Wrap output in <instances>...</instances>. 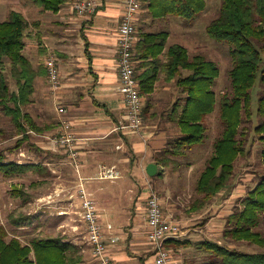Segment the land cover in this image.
<instances>
[{"label":"crops","instance_id":"0c3cea01","mask_svg":"<svg viewBox=\"0 0 264 264\" xmlns=\"http://www.w3.org/2000/svg\"><path fill=\"white\" fill-rule=\"evenodd\" d=\"M21 3L0 0V21L7 20L12 11L27 18L30 28L24 38L23 53L26 54L27 47L35 51V55L25 56L36 70L45 67L46 58L55 57L60 85L52 89L47 75L37 76L31 102L22 106V113L39 125L52 126L44 132L33 131L25 117L22 118L25 129L20 132L12 118L0 111V157L5 162L26 166L16 176L0 174V217L6 213L2 224H7L9 214L15 209L20 210L27 220L17 227L18 237L24 240L51 233L80 247L83 254L80 264H99L90 246L81 240L85 239V227L80 217L78 189L83 184L96 201L105 224L104 241L115 263L155 264L142 199L148 195L147 164H157V154L169 140L181 134L180 126L171 118L174 102L179 99L183 102L185 98L176 83L177 77L167 80L161 73L154 91L148 98L143 97L141 129L132 132L122 128L125 103L119 91L117 38L123 0H96L95 10L87 16L73 11L70 2L57 12L30 5L29 10H35L32 18ZM146 4L147 0H142L136 22V43L141 33L156 31L153 25L159 20H172L176 28L182 25L179 16L154 17ZM166 31L169 33L167 45L179 43L189 52L188 30L184 34L178 30ZM189 55L192 57L190 52ZM182 72L188 74L187 70ZM60 107L65 112H60ZM65 130L76 137L78 166L68 150L52 140ZM102 166L113 167L118 177L100 178ZM157 167L159 173L165 169L158 164ZM225 194L223 190L215 196V201L220 196L222 201H218V211L205 224V229L185 235L180 240L189 242L185 245L168 247L175 264L211 261L209 252L198 243L222 242L225 217L233 211H227L226 205L230 202L233 206L245 193L238 194L236 188ZM202 235L205 239H196ZM237 242L245 243L232 240L224 243L234 248Z\"/></svg>","mask_w":264,"mask_h":264},{"label":"trees","instance_id":"16d2710c","mask_svg":"<svg viewBox=\"0 0 264 264\" xmlns=\"http://www.w3.org/2000/svg\"><path fill=\"white\" fill-rule=\"evenodd\" d=\"M69 1L72 0H33L42 11L53 12ZM146 6L154 17L174 15L193 21L205 9L206 2L147 0ZM29 27L27 18L17 11H12L7 20L0 21V111L12 118L18 131L25 129L22 122L25 117L29 127L41 133L52 126H41L22 113V106L31 102L34 79L47 75L46 67L36 70L23 53ZM206 30L211 38L226 42L232 48V90L222 93L219 99L213 89L219 75L217 64L202 54L191 57L179 43L167 45L168 31L143 32L135 45L136 77L142 97L148 98L154 91L161 73L167 80L177 77L176 83L185 94L183 102L180 99L174 102L171 113V118L180 126L181 134L169 140L157 154L155 161L159 166H171L172 170L179 168L178 158L185 156L193 145L204 139V119L214 110L218 99L224 130L214 142L213 154L199 175L196 196L190 203L191 211L201 210L223 190L230 193L236 176V161L248 153L247 145L249 142L253 144L254 137L262 144L261 160L264 163V90L257 100L256 113L260 121L254 126L251 95L258 77L264 86V65L261 67L264 58V0H222L218 16L208 23ZM7 70L16 82V90L10 88ZM183 70L188 74L184 75ZM25 168L23 164L5 162L0 157V174L5 177L16 176ZM262 215L264 177L237 201L232 213L225 217L222 235L225 242L244 241L258 245L261 251L246 252L226 243L203 240L198 244L212 257L206 264H264V234L255 229ZM8 219L7 225L14 229L23 226L27 220L17 209L9 214ZM14 233L0 224V264H80L83 261L80 247L59 236L38 235L21 240ZM186 243L189 242L168 239L165 246Z\"/></svg>","mask_w":264,"mask_h":264},{"label":"rangeland","instance_id":"374dc122","mask_svg":"<svg viewBox=\"0 0 264 264\" xmlns=\"http://www.w3.org/2000/svg\"><path fill=\"white\" fill-rule=\"evenodd\" d=\"M20 2H22V8L26 10L29 17H35V10L34 12L29 10L30 5L32 6V8H36V5L32 2V0H20ZM69 2L71 3V1ZM205 2V9L195 20L188 21L182 17H179L182 20V25H177L178 28H176L172 24V20H159L153 25V29H155L156 31L170 30L171 32L178 30L182 31L183 34L186 30H188L187 43H189L188 47L190 54L192 56L202 54L209 60L216 63L219 68V75L216 77L213 85V89L217 94V98L219 99V96L222 93L230 92L232 90V83L230 78V70L232 68V59L230 52L232 48L226 42L216 41L211 38L206 30L208 23L218 16L222 0H205ZM25 52V55L27 57H29L28 55H35V51L32 48L29 49L27 47L25 49ZM263 65L264 58L263 62L261 63V67ZM6 75L11 90H16V82L9 75L8 70L6 71ZM263 90L264 86L260 80V77H258L256 84L251 91L252 108L254 111L252 126L256 125L260 121L256 110L257 100L262 94ZM218 99L214 110L209 113L204 119V123L206 126L204 139L200 143L193 145L192 148L188 150L185 156L178 158L180 163L179 168L172 170L171 166L165 167V169L160 170V174H155L153 176L148 175L149 177H147L148 194L153 191L160 199L164 215H166L168 219L176 222L179 225L181 233L179 237L180 239L177 240L185 239V235L187 236L190 233L197 232L200 228L205 229V224L208 222L211 216L213 214H216L218 211V201H222V197L220 196L218 199H216V201L214 200V204L212 203V201L201 210L191 211L189 209L191 201L196 196L195 188L199 175L205 169L207 159L213 154L214 142L219 136H221L224 130V124L220 115V106ZM247 147L249 148L248 153L244 156H241L236 161V176L233 178L232 183H234L232 185V188H230L231 191L237 188L238 194L246 193L249 189H252L261 178L264 177V163L261 160L262 144L256 137H254L253 144H250L249 142ZM227 194L229 195L230 193H227L226 190L225 195ZM146 197H143L142 199V205L145 207H147L145 202L147 201ZM236 203L237 202H235L232 206L229 202V204L226 205L227 211L233 209ZM145 212L146 210L144 211L143 208L144 214H142L144 216ZM5 217L6 213L2 214V216L0 217V224H2V221L5 219ZM3 224L6 225V227L11 231L12 234L15 231L14 234L19 235V230L13 229V227L8 226L6 222H4ZM215 228L217 229V227ZM255 229L261 234H264V215L261 216V221ZM215 232L218 233L219 231L216 230ZM48 235L51 236L53 234L47 233L46 236ZM30 237L31 236H29L28 238ZM205 237L206 236L202 235L196 237V239L203 240L205 239ZM216 239L217 238H215V240ZM81 240L84 241L85 239L82 238ZM220 240L222 241L221 243L225 242L223 237H221ZM84 245H86V243H84ZM234 245L237 246L236 248L246 252L261 251V248L256 244H247L246 242L238 244L237 242V244Z\"/></svg>","mask_w":264,"mask_h":264},{"label":"built area","instance_id":"2783aa9c","mask_svg":"<svg viewBox=\"0 0 264 264\" xmlns=\"http://www.w3.org/2000/svg\"><path fill=\"white\" fill-rule=\"evenodd\" d=\"M123 3L124 10L120 19L117 38L119 91L122 93L125 103V120L121 127L132 132H138L142 127L144 101L140 94L139 80L136 77L135 32L142 0H123ZM71 7L78 15L87 16L95 10L96 0H72ZM45 67L51 88H58L60 74L55 57L46 58ZM58 110L65 112L63 107ZM75 139L76 137L71 131L65 130L52 140L57 146L65 147L78 166ZM99 177L114 179L118 177V172L113 167L102 166ZM78 196L81 209L80 217L85 227V241L90 246L94 259L99 264H116L108 251L107 243L104 241L105 224L101 220L96 201L83 184L79 186ZM146 200L147 236L153 247L155 264H175L169 248L165 246V241L168 239L176 240L180 237L179 225L164 215L160 199L153 191L148 194ZM107 227L111 228V225L108 224Z\"/></svg>","mask_w":264,"mask_h":264},{"label":"water","instance_id":"95a60500","mask_svg":"<svg viewBox=\"0 0 264 264\" xmlns=\"http://www.w3.org/2000/svg\"><path fill=\"white\" fill-rule=\"evenodd\" d=\"M157 164L153 163V162H150L147 164L146 166V173L149 175V176H153L155 174H157Z\"/></svg>","mask_w":264,"mask_h":264}]
</instances>
